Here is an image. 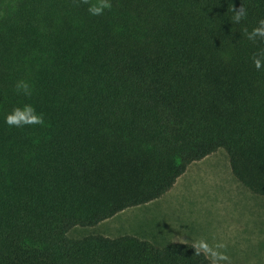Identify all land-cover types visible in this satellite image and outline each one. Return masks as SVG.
I'll use <instances>...</instances> for the list:
<instances>
[{
	"label": "trees",
	"instance_id": "trees-1",
	"mask_svg": "<svg viewBox=\"0 0 264 264\" xmlns=\"http://www.w3.org/2000/svg\"><path fill=\"white\" fill-rule=\"evenodd\" d=\"M111 3L0 0V264H209L187 242L69 231L158 199L219 149L264 196V40L243 35L264 0ZM24 104L44 126H8Z\"/></svg>",
	"mask_w": 264,
	"mask_h": 264
},
{
	"label": "rangeland",
	"instance_id": "rangeland-1",
	"mask_svg": "<svg viewBox=\"0 0 264 264\" xmlns=\"http://www.w3.org/2000/svg\"><path fill=\"white\" fill-rule=\"evenodd\" d=\"M131 234L159 245L205 238L226 241L231 264H264V196L232 174L219 149L192 162L174 186L151 202L129 207L96 225L72 227L69 236Z\"/></svg>",
	"mask_w": 264,
	"mask_h": 264
},
{
	"label": "clouds",
	"instance_id": "clouds-1",
	"mask_svg": "<svg viewBox=\"0 0 264 264\" xmlns=\"http://www.w3.org/2000/svg\"><path fill=\"white\" fill-rule=\"evenodd\" d=\"M81 3L88 5V12L93 16H101L105 10H111V0H81ZM234 15L231 17L233 24H240L247 18V9L242 6L237 9L234 6L231 8ZM243 35L251 42L256 43L257 40H264V19L258 21V26L251 31L247 28L243 29ZM252 62L257 70L264 68V49L259 50L252 56ZM15 92L17 95L31 97L33 94V86L26 80H19L15 84ZM6 123L9 127L23 128L25 126H44L45 118L42 112H38L32 104H24L22 107H15L7 116ZM185 243L184 240L180 241ZM191 248L195 250V256L203 255L209 261V264H231L229 255L227 254L228 243L220 240L209 243L205 238L194 239L191 243Z\"/></svg>",
	"mask_w": 264,
	"mask_h": 264
}]
</instances>
